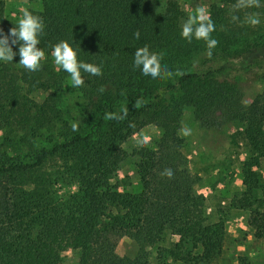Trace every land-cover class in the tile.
Instances as JSON below:
<instances>
[{"label":"trees","instance_id":"1","mask_svg":"<svg viewBox=\"0 0 264 264\" xmlns=\"http://www.w3.org/2000/svg\"><path fill=\"white\" fill-rule=\"evenodd\" d=\"M27 2L44 20L39 47L46 57L56 43L69 40L79 44L78 58L100 65L102 75L82 73L84 85L73 88L69 74L50 59L30 72L18 64L19 44L12 62L0 61V264H59L67 248L76 252L72 264H150L149 248L167 229L177 236L171 262L211 263L222 251L224 227L207 221L204 197L195 192L199 176L182 135L186 110L199 128L232 129L230 138L243 140L244 189L232 202L249 211L248 225L264 239V180L256 170L264 160V0L240 9L237 0L210 3L211 36L219 42L211 57L204 40L181 36L174 0L161 10L152 0ZM251 18L260 23L251 25ZM18 19L7 16L0 0V35ZM145 45L164 54L162 66L185 74L143 75L133 62ZM250 83L258 86L247 98ZM66 89L82 98L70 120L59 105ZM36 93L44 95L38 100ZM124 108L126 118L105 119ZM150 124L159 130L154 146L126 151L123 144ZM129 157L139 185L123 190L114 179ZM58 185L76 188L60 194ZM123 238L132 247L119 254Z\"/></svg>","mask_w":264,"mask_h":264},{"label":"rangeland","instance_id":"2","mask_svg":"<svg viewBox=\"0 0 264 264\" xmlns=\"http://www.w3.org/2000/svg\"><path fill=\"white\" fill-rule=\"evenodd\" d=\"M166 0H152L155 10H161ZM182 16V24L194 13L198 6H203L207 14L210 3L214 0H174ZM27 0H5V11L9 18H19L20 10L28 8ZM53 61L50 54L46 57ZM197 59V58H196ZM69 84V81H68ZM258 85L250 83L246 89V96L250 98ZM43 93H36L38 100ZM82 98L77 92L66 89L60 93L59 105L69 120L75 116ZM73 120L70 121V125ZM185 130L189 134L185 135ZM219 128L202 129L193 121L191 113L186 110L182 123V135L185 139L184 152L188 157L192 171L199 176L195 192L204 197V212L208 222H222L224 227V241L221 253L209 264H264V239L254 236L255 229L248 225L249 211L233 205V199L244 189L242 183V161L247 158V149L240 138H230L232 129ZM159 136L156 126L150 124L137 130L128 141L123 144L126 151L132 152L141 144L154 146ZM256 170L264 180V160ZM127 177V178H126ZM114 181L120 183L125 190L136 189L139 185L138 175L134 166V159L129 157L123 161L116 172ZM75 185H58L60 194L68 189L74 190ZM177 236L169 229L165 230L161 239L149 248L148 260L150 264H179L169 260L168 253L173 248ZM131 242L123 238L118 247L119 254L131 250ZM188 248L196 251V246L190 242ZM76 259V252L70 248L64 250L59 264H72Z\"/></svg>","mask_w":264,"mask_h":264},{"label":"clouds","instance_id":"3","mask_svg":"<svg viewBox=\"0 0 264 264\" xmlns=\"http://www.w3.org/2000/svg\"><path fill=\"white\" fill-rule=\"evenodd\" d=\"M260 6V0H237V4L234 6L237 9ZM20 17L7 34L0 35V61L5 63L12 62L16 56V52L13 50V46L19 44V56L18 62L24 69L34 72L41 68V62L46 59L45 51L39 47L40 37L42 36L45 28L43 18L29 10L28 8H22L20 10ZM236 19V17H233ZM251 25L255 26L260 23L258 18H251ZM215 31V24L207 14L205 7L198 6L194 13L190 14L188 19L182 24L181 36L192 41L193 37L197 40H204L207 45V55L212 56V50L218 46V40L212 38L211 33ZM3 30L0 29V33ZM137 39L140 38V33L137 31L134 33ZM80 46L77 43L75 46L70 43L69 40H61L56 43L52 49L51 55L53 57L54 64L57 66V70H63L70 76V86L73 88L82 87L85 83L82 73H86L89 76L102 75V68L100 65L84 62L78 58ZM163 53H156L150 50L148 45L138 48L134 53V68H139L142 74L150 76L152 79H169L174 76H183L185 73L179 69L175 72L168 69L166 65L161 64L163 59ZM100 92L105 91L104 87L99 89ZM140 102L135 103L136 107H139ZM128 115V109H123V114L120 116H114L112 114H106L105 119H124ZM73 132L79 130V124L76 122L70 125ZM189 134L188 130H185V135ZM171 177L172 172L170 169H166L165 173Z\"/></svg>","mask_w":264,"mask_h":264}]
</instances>
